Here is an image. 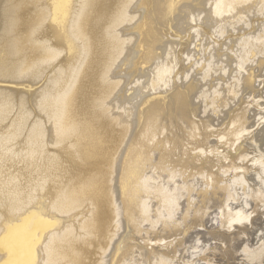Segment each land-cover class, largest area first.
<instances>
[{
  "label": "bare ground",
  "instance_id": "obj_1",
  "mask_svg": "<svg viewBox=\"0 0 264 264\" xmlns=\"http://www.w3.org/2000/svg\"><path fill=\"white\" fill-rule=\"evenodd\" d=\"M50 20L0 0V235L30 218L35 264H264V0Z\"/></svg>",
  "mask_w": 264,
  "mask_h": 264
},
{
  "label": "snow or ice",
  "instance_id": "obj_2",
  "mask_svg": "<svg viewBox=\"0 0 264 264\" xmlns=\"http://www.w3.org/2000/svg\"><path fill=\"white\" fill-rule=\"evenodd\" d=\"M50 5L51 23L57 24L60 17L66 19L70 0H50ZM28 219L30 218H26L25 222L19 225L5 224L6 233L0 235V250H6L8 258L0 261V264H35L33 249L39 243V237L29 228ZM54 223V220L40 218L37 226L47 228Z\"/></svg>",
  "mask_w": 264,
  "mask_h": 264
},
{
  "label": "rangeland",
  "instance_id": "obj_3",
  "mask_svg": "<svg viewBox=\"0 0 264 264\" xmlns=\"http://www.w3.org/2000/svg\"><path fill=\"white\" fill-rule=\"evenodd\" d=\"M5 121V120H4ZM7 123V121H5ZM136 145H144L143 141L137 142ZM6 257L5 252L0 250V260L4 259Z\"/></svg>",
  "mask_w": 264,
  "mask_h": 264
}]
</instances>
